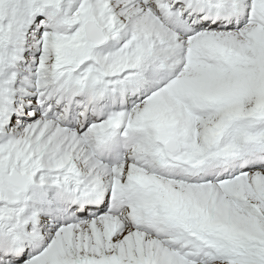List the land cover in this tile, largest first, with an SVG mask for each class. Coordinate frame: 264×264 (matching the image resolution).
Instances as JSON below:
<instances>
[{
	"label": "snow or ice",
	"instance_id": "obj_1",
	"mask_svg": "<svg viewBox=\"0 0 264 264\" xmlns=\"http://www.w3.org/2000/svg\"><path fill=\"white\" fill-rule=\"evenodd\" d=\"M0 264H264V0H0Z\"/></svg>",
	"mask_w": 264,
	"mask_h": 264
}]
</instances>
